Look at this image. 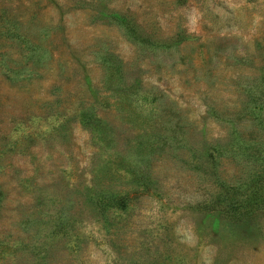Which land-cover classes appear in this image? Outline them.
<instances>
[{
    "label": "rangeland",
    "instance_id": "1",
    "mask_svg": "<svg viewBox=\"0 0 264 264\" xmlns=\"http://www.w3.org/2000/svg\"><path fill=\"white\" fill-rule=\"evenodd\" d=\"M262 77L264 0H0V264H264Z\"/></svg>",
    "mask_w": 264,
    "mask_h": 264
},
{
    "label": "trees",
    "instance_id": "2",
    "mask_svg": "<svg viewBox=\"0 0 264 264\" xmlns=\"http://www.w3.org/2000/svg\"><path fill=\"white\" fill-rule=\"evenodd\" d=\"M262 79H264V77H262ZM254 94H255L256 101L259 103V106H258V110H255L254 109V110H251V112L253 114L254 113H257V115L259 117H261L262 123L264 125V114H263L264 113V84H261L259 86V88H256ZM96 117H97V114L95 113L94 110H91V109H84V110H82V120H83V122L85 124H90V122L96 121L95 120ZM218 153H220V152H218ZM220 157H221V155H218V156L217 155H212L211 160H210L211 166H212V168L215 169L214 172H215V175H217V176H219V166L222 163ZM263 161H264V159H263ZM196 166H198V165H196ZM256 181L257 180L255 179V177H253L252 178V181L249 182L250 184H254V188H251L249 191L252 192V196H250V199H253L254 200V203H256V209H258V208L264 206V194L259 191L260 188L257 186V184H255V183H258ZM220 183L225 184L226 183V180L225 179H222L220 181ZM243 183H245V182L243 181ZM230 189H231L232 192H234V194L236 193L239 196L245 197L244 200H240L236 204L226 203L223 206H215L214 204H211L212 209H220V210L225 211L227 213H231V215H232V214H235L236 211L239 210V208L244 207L247 204V202L249 200L248 194L246 192V191H248L247 190V186L245 188H243V189H241L240 186L237 189L235 187L230 188ZM106 202H107L106 199H104L102 197L99 198V200H98V203L101 205V207L105 211L108 210V204ZM120 206L123 207V204L120 205Z\"/></svg>",
    "mask_w": 264,
    "mask_h": 264
}]
</instances>
